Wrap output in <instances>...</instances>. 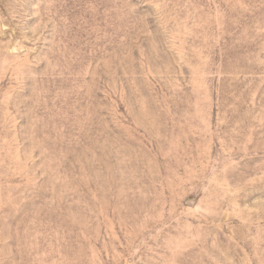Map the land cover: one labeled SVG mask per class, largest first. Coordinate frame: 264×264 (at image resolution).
<instances>
[{"label": "rangeland", "instance_id": "1", "mask_svg": "<svg viewBox=\"0 0 264 264\" xmlns=\"http://www.w3.org/2000/svg\"><path fill=\"white\" fill-rule=\"evenodd\" d=\"M0 264H264V0H0Z\"/></svg>", "mask_w": 264, "mask_h": 264}]
</instances>
